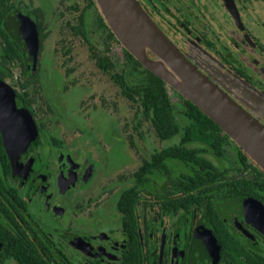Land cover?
<instances>
[{"label": "flooded vegetation", "instance_id": "obj_1", "mask_svg": "<svg viewBox=\"0 0 264 264\" xmlns=\"http://www.w3.org/2000/svg\"><path fill=\"white\" fill-rule=\"evenodd\" d=\"M83 1L81 9L66 6L77 11L73 22L64 21L66 29L113 81L111 74H126L135 57L95 0ZM136 1L195 68L215 76L217 86L264 127V0ZM40 2L36 11L21 0H0V79L37 128L15 169L0 132V264H264V226L253 215L256 208L264 211V170L219 125L216 133H188L193 120L176 116L182 133L165 136L151 118L134 115L135 132H120L129 158L115 168L108 165L107 134L101 142H79L47 133L51 110L63 113L41 78L47 26ZM27 20L39 40L32 74H26L20 45ZM60 41L63 60H70L72 48ZM167 91L175 107L183 102L173 88ZM144 121L155 137L151 147ZM209 238L220 245L213 263L202 245Z\"/></svg>", "mask_w": 264, "mask_h": 264}, {"label": "water", "instance_id": "obj_2", "mask_svg": "<svg viewBox=\"0 0 264 264\" xmlns=\"http://www.w3.org/2000/svg\"><path fill=\"white\" fill-rule=\"evenodd\" d=\"M95 2L111 31L135 59L197 106L264 170V127L217 86L215 76L212 75L213 79H210L195 68L153 24L136 0ZM26 22L20 33V45L26 62V74H32L38 53V31L31 20ZM0 132L15 169L20 152L36 139L37 128L30 113L17 108L15 92L1 79ZM247 212L250 214L253 211ZM253 215L264 226V211L256 208ZM202 245L209 256L207 260L210 259L212 263L218 261L219 243L209 238Z\"/></svg>", "mask_w": 264, "mask_h": 264}, {"label": "rangeland", "instance_id": "obj_3", "mask_svg": "<svg viewBox=\"0 0 264 264\" xmlns=\"http://www.w3.org/2000/svg\"><path fill=\"white\" fill-rule=\"evenodd\" d=\"M43 2L46 4L43 10L46 13L47 27L40 62L41 66L46 68V74L42 73L41 78L46 85L45 90L48 87L51 98L61 103L63 113L60 115V111L51 110V114L48 115L49 121H44L45 130L48 134L57 135L66 141L75 139L79 142L92 138L101 142L107 134L111 149L108 151V165L110 168L120 167L129 158L128 149L121 139L120 132L122 134L135 132L130 125L131 118L136 112L135 105L120 94L119 88L108 76L98 70L86 43L81 38L72 36L66 29L64 21L68 19L73 22V17L77 15V11L66 6L76 3L81 9L85 1L43 0ZM20 5L38 11L41 2L21 0ZM60 39L66 40L72 48L70 60H63L65 56L62 54ZM36 83L39 82L36 80ZM40 96L43 97V93H40ZM182 106L181 100H177L175 112L178 118L184 117L179 112ZM187 126L193 130V134H205V128L202 130L190 123ZM143 127L147 143L151 147V140L155 138L153 130L146 121ZM182 131L183 129L180 133ZM144 147L149 148L147 145ZM86 219L85 215L81 217V221Z\"/></svg>", "mask_w": 264, "mask_h": 264}, {"label": "trees", "instance_id": "obj_4", "mask_svg": "<svg viewBox=\"0 0 264 264\" xmlns=\"http://www.w3.org/2000/svg\"><path fill=\"white\" fill-rule=\"evenodd\" d=\"M103 25L106 27L105 23ZM109 34L112 35L110 31ZM43 35L41 33V37ZM16 58L21 61L18 47H16ZM99 61L101 67H107L105 64V62L107 63L106 58H101ZM109 68L111 71L113 70L111 63ZM127 69L128 72L126 74L112 73L111 78L120 87L122 94L135 105V115L137 116L141 113L143 116L151 118L155 130L161 135L169 136L178 133L180 130L179 123L176 120V107L171 103L172 100L168 94V86L165 82L144 68L133 57H131ZM180 97H182L184 107L182 114L193 120L190 122L192 126L196 125L202 130L205 128L204 132L216 133L220 131L219 126L197 106L182 95ZM187 132L192 133L193 130L189 128ZM177 155L182 157L181 153Z\"/></svg>", "mask_w": 264, "mask_h": 264}]
</instances>
